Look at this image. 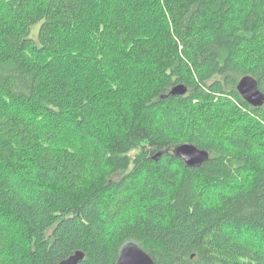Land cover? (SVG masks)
Wrapping results in <instances>:
<instances>
[{
	"label": "trees",
	"instance_id": "obj_1",
	"mask_svg": "<svg viewBox=\"0 0 264 264\" xmlns=\"http://www.w3.org/2000/svg\"><path fill=\"white\" fill-rule=\"evenodd\" d=\"M108 4L100 29L88 0H0V219L27 243L14 264H116L129 241L157 264H264V104L237 88L251 75L264 91V0ZM67 119L82 126L65 142ZM185 143L209 159L188 165Z\"/></svg>",
	"mask_w": 264,
	"mask_h": 264
},
{
	"label": "water",
	"instance_id": "obj_2",
	"mask_svg": "<svg viewBox=\"0 0 264 264\" xmlns=\"http://www.w3.org/2000/svg\"><path fill=\"white\" fill-rule=\"evenodd\" d=\"M238 91L243 98L254 106L264 104V91L258 85V81L251 75L243 76L237 85ZM188 87L185 84H178L173 89L175 94H185ZM177 155L181 156L188 165L198 166L209 159L210 153L200 149L194 144L185 143L175 149ZM86 256L84 250H77L74 254L61 260L58 264H78ZM116 264H157L153 257L134 241L126 242L120 249Z\"/></svg>",
	"mask_w": 264,
	"mask_h": 264
},
{
	"label": "rangeland",
	"instance_id": "obj_3",
	"mask_svg": "<svg viewBox=\"0 0 264 264\" xmlns=\"http://www.w3.org/2000/svg\"><path fill=\"white\" fill-rule=\"evenodd\" d=\"M90 3L91 11H92V24H87V26L96 28L98 26V23L100 25V29H103L105 26V16L104 13L107 11V9L110 8V5L108 4L109 0H88ZM57 63V62H55ZM87 64V61L84 62ZM115 74L112 75L114 77ZM92 83V82H91ZM90 83V84H91ZM92 91V93L96 96L99 95V97L110 99L111 96H114V88L112 84L109 82H102L100 85L96 81L92 83L89 87ZM101 95V96H100ZM33 108V105H30ZM112 109H109L105 102L101 99H99L98 103L96 104L94 115L97 117L95 124L99 123V125L103 124L105 121H112L110 118H108L107 115H110ZM68 125H65L62 127V136L61 141L65 140V142H68V139L72 137V135H75L78 128H81L82 124H77L75 121L67 119ZM77 124V126H76ZM6 222H13L12 217L7 216L5 217ZM17 221V220H16ZM0 224H2L8 233V237L10 240V247L8 251L9 254H13L11 257L13 259L12 264L14 262H19V257L22 256V250L25 251V247L27 246L26 238H25V231L21 226H18L13 222L12 226L10 227V230L6 227V224L4 223L3 219H0ZM19 225H21L18 222ZM21 255V256H20Z\"/></svg>",
	"mask_w": 264,
	"mask_h": 264
}]
</instances>
